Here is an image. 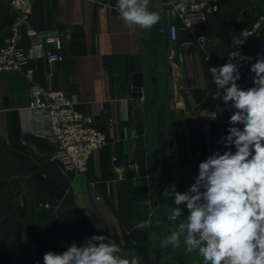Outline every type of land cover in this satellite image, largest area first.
Returning <instances> with one entry per match:
<instances>
[{"label":"crops","instance_id":"crops-1","mask_svg":"<svg viewBox=\"0 0 264 264\" xmlns=\"http://www.w3.org/2000/svg\"><path fill=\"white\" fill-rule=\"evenodd\" d=\"M10 1L0 0V48L16 21ZM171 1L149 0V10L160 20L143 30L125 26L117 0H33L27 26L56 29L64 36L63 62L48 64L41 53L33 55V82L75 95L79 109L94 119L107 141L91 155L85 174L67 171L51 160L55 146L34 134L32 82L25 71L0 73V264H44V254L57 253L63 240H76L80 247L92 235L109 237L121 248L114 255L129 261L136 257L139 264H203L198 252L186 253V232L179 248L161 243L179 231L169 219L178 207L170 192L174 184L195 181L199 163L226 150L222 137L235 110L231 101L213 99L217 89L209 68L237 46L234 38L242 37L248 21L264 17V0H249L240 9L241 0H222L220 11L208 17L205 45L185 31L176 43L165 40L163 12ZM20 45L31 48L25 31ZM174 54L180 66L172 63ZM137 74L144 75L143 98L133 97ZM237 85L244 90L254 86L253 81ZM163 103L168 146H174L178 128L186 143L177 162L173 151L169 155V183L161 198L156 122ZM208 111L217 112V118L205 117ZM118 142L125 164L116 166ZM186 218L183 211L177 220Z\"/></svg>","mask_w":264,"mask_h":264},{"label":"clouds","instance_id":"clouds-1","mask_svg":"<svg viewBox=\"0 0 264 264\" xmlns=\"http://www.w3.org/2000/svg\"><path fill=\"white\" fill-rule=\"evenodd\" d=\"M149 0H117L120 18L126 27L143 30L156 25L160 16L149 10ZM249 35L235 37L242 45ZM241 61L250 57L238 55ZM233 58V57H232ZM242 64L230 59L209 72L216 85L213 99L232 102L223 154L214 152L198 165L199 174L188 191H176L174 204H184L188 210L186 221L178 225L161 243L180 247L184 232L186 253L194 251L203 264H264V58L251 64L253 85L246 90L237 85ZM235 73V74H234ZM205 117L217 118L208 111ZM242 126V127H241ZM234 149V150H233ZM183 209L175 207L170 220L181 217ZM107 241V242H105ZM121 248L109 237L92 235L83 246L71 245L57 254L48 251L44 264H139L114 253Z\"/></svg>","mask_w":264,"mask_h":264},{"label":"built area","instance_id":"built-area-1","mask_svg":"<svg viewBox=\"0 0 264 264\" xmlns=\"http://www.w3.org/2000/svg\"><path fill=\"white\" fill-rule=\"evenodd\" d=\"M9 6L15 12L16 21L11 34L0 48V73L25 71L32 82L30 110L33 114L35 136L55 146L51 160L60 163L67 171L85 174L91 155L106 144V135L96 126L91 116L79 109L75 95L35 84L34 71L29 67L31 58L37 52L43 55L48 64L63 62L64 36L56 29L39 31L27 26L33 13V0H11ZM219 11L220 0H172L167 9L170 18L169 41L178 42L180 33L185 31L194 34L197 42L205 45L208 42L205 33L208 17ZM25 26L27 27L23 30ZM263 29L262 16L245 32L249 36L244 43L237 44L223 58L213 62L211 67H219L231 59L233 63L243 65L239 69L241 78L236 83L253 81L250 60L241 61L237 56L240 54L249 57L253 41ZM24 31L31 45L29 50L20 45ZM22 143L27 144L25 140ZM73 244L79 247L76 240H63L57 254L66 251Z\"/></svg>","mask_w":264,"mask_h":264},{"label":"water","instance_id":"water-1","mask_svg":"<svg viewBox=\"0 0 264 264\" xmlns=\"http://www.w3.org/2000/svg\"><path fill=\"white\" fill-rule=\"evenodd\" d=\"M163 20H164V38L168 42L169 40V22H168V13L167 11L163 12ZM167 57L170 58L172 56L171 50L167 51ZM172 63L176 64L177 66L181 65L180 58L178 54H174L173 59L171 60ZM170 80H174L173 68H168ZM144 75L137 74L134 76V86H133V97L134 98H143V88H144ZM150 105L154 107L156 105V100H151ZM166 104H161L160 109L158 112V118L156 122L157 129L160 130L158 133L159 141H160V149H161V160H162V168L158 174V187H159V196L162 198L163 191L167 188L169 183V155L174 152L175 162L178 161L180 153L184 150V146L186 143V134L182 130V128H178L173 134V141L174 146H168L167 138H166ZM116 148V166L124 165L125 164V156H124V149L123 143L118 142L115 145ZM163 202V200H161ZM147 220V217L141 218L139 223H144ZM174 222L179 225L181 222L177 219ZM180 264H184L180 262Z\"/></svg>","mask_w":264,"mask_h":264},{"label":"trees","instance_id":"trees-1","mask_svg":"<svg viewBox=\"0 0 264 264\" xmlns=\"http://www.w3.org/2000/svg\"><path fill=\"white\" fill-rule=\"evenodd\" d=\"M221 2H222V0H220V8H221ZM247 5H249V0H241L238 3V5L236 6V8L237 9L244 8ZM253 22H254V20L249 23L246 31L251 28ZM258 48L261 49L260 52H258L259 51ZM258 53H260L261 56L264 54V29L260 32V34L257 36V38H255V40L253 41V44L250 48V53H249V57L251 58V60L249 62L250 67H251V64L253 63V59L258 57Z\"/></svg>","mask_w":264,"mask_h":264},{"label":"rangeland","instance_id":"rangeland-1","mask_svg":"<svg viewBox=\"0 0 264 264\" xmlns=\"http://www.w3.org/2000/svg\"><path fill=\"white\" fill-rule=\"evenodd\" d=\"M256 15H257V17H259L258 16V14H252V17H256ZM260 18V17H259ZM259 18H257V19H255L254 21H256V20H258ZM252 19V18H251ZM250 19V20H251ZM249 21H248V25H249ZM258 52H260V50L261 49H259L258 48ZM258 57L259 58H264V54L261 56L260 55V53H258ZM258 57H256V58H254L253 59V63H255L256 62V60H257V58ZM154 139L156 140L157 138H156V136L154 137ZM195 183V181H192L190 178H188V181H186V182H184L182 185H173V189H172V191L170 192V194H171V198L173 199V201H174V195H175V192L176 191H179V192H186V191H188L189 190V188H190V186L192 185V184H194ZM175 186V187H174ZM177 206V205H176ZM178 207H180V208H182L183 209V211L186 213V215H188V210L186 209V206L184 205V204H181V205H179Z\"/></svg>","mask_w":264,"mask_h":264}]
</instances>
